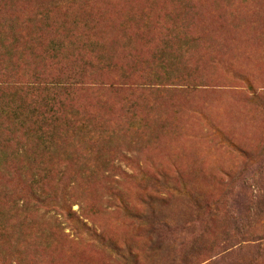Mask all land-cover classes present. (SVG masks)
I'll return each instance as SVG.
<instances>
[{"label": "rangeland", "instance_id": "rangeland-1", "mask_svg": "<svg viewBox=\"0 0 264 264\" xmlns=\"http://www.w3.org/2000/svg\"><path fill=\"white\" fill-rule=\"evenodd\" d=\"M0 264H264V0H0Z\"/></svg>", "mask_w": 264, "mask_h": 264}, {"label": "trees", "instance_id": "trees-1", "mask_svg": "<svg viewBox=\"0 0 264 264\" xmlns=\"http://www.w3.org/2000/svg\"><path fill=\"white\" fill-rule=\"evenodd\" d=\"M35 79V77H33ZM4 110V109H3Z\"/></svg>", "mask_w": 264, "mask_h": 264}]
</instances>
